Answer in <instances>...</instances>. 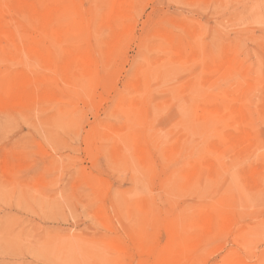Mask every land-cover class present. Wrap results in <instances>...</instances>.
<instances>
[{"label":"rangeland","instance_id":"rangeland-1","mask_svg":"<svg viewBox=\"0 0 264 264\" xmlns=\"http://www.w3.org/2000/svg\"><path fill=\"white\" fill-rule=\"evenodd\" d=\"M0 264H264V0H0Z\"/></svg>","mask_w":264,"mask_h":264}]
</instances>
